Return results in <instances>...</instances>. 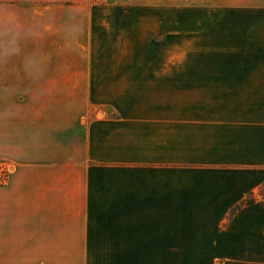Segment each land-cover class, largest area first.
Returning <instances> with one entry per match:
<instances>
[{
    "label": "crops",
    "instance_id": "crops-1",
    "mask_svg": "<svg viewBox=\"0 0 264 264\" xmlns=\"http://www.w3.org/2000/svg\"><path fill=\"white\" fill-rule=\"evenodd\" d=\"M256 1L244 5L241 73H172L151 57L92 56L53 90L75 105L54 131L81 132L55 140L48 167L34 160L19 169L17 222L49 224L59 236H171L172 225L220 224L258 192L264 0ZM245 209L264 224V197ZM12 241L0 236V264H10Z\"/></svg>",
    "mask_w": 264,
    "mask_h": 264
},
{
    "label": "rangeland",
    "instance_id": "rangeland-1",
    "mask_svg": "<svg viewBox=\"0 0 264 264\" xmlns=\"http://www.w3.org/2000/svg\"><path fill=\"white\" fill-rule=\"evenodd\" d=\"M246 3L0 0V236L14 241L10 264H264V224L244 210L264 197V185L220 224L172 225L171 236H59L49 224L18 223L10 208L19 169L34 160L48 167L55 140L81 132L53 129L75 107L54 91L89 57H151L172 73H241Z\"/></svg>",
    "mask_w": 264,
    "mask_h": 264
},
{
    "label": "trees",
    "instance_id": "trees-1",
    "mask_svg": "<svg viewBox=\"0 0 264 264\" xmlns=\"http://www.w3.org/2000/svg\"><path fill=\"white\" fill-rule=\"evenodd\" d=\"M237 208V207H236Z\"/></svg>",
    "mask_w": 264,
    "mask_h": 264
}]
</instances>
